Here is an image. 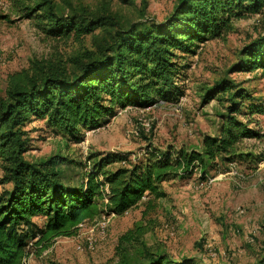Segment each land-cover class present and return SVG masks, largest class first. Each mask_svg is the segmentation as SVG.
<instances>
[{
	"label": "trees",
	"instance_id": "obj_1",
	"mask_svg": "<svg viewBox=\"0 0 264 264\" xmlns=\"http://www.w3.org/2000/svg\"><path fill=\"white\" fill-rule=\"evenodd\" d=\"M10 9L17 18L31 20L44 39L90 37L92 48L68 60L35 57L7 76L0 94V264H25L57 238L77 235L81 222L102 213L120 215L164 197L166 180L189 176L197 168L205 178L219 165L253 156L241 150L245 138L257 136L246 115L264 113V107L246 105L250 93L227 79L214 82L203 96L207 102L222 93L229 104L219 133L204 135L201 149L168 146L159 154L151 151L145 161L92 155L91 169L78 183L63 176L60 166L69 163L66 157H25L32 142L25 126L32 118L45 120L53 132L79 142L84 130L102 126L116 108L174 100L183 94L179 78L189 65L181 58L197 55L208 39L224 38L235 20L260 14L264 24V0H178L162 21L146 18L144 11L138 19H125L107 0L94 7L73 0H10ZM262 27L242 48L238 69L264 74ZM134 234H122L119 243L134 240ZM258 263L264 264V257ZM119 264L196 263L147 253Z\"/></svg>",
	"mask_w": 264,
	"mask_h": 264
},
{
	"label": "rangeland",
	"instance_id": "obj_2",
	"mask_svg": "<svg viewBox=\"0 0 264 264\" xmlns=\"http://www.w3.org/2000/svg\"><path fill=\"white\" fill-rule=\"evenodd\" d=\"M73 1L94 7L101 0ZM107 1L125 19H138L144 11L146 18L162 21L178 0ZM263 25L260 14L235 20L224 38L208 39L197 55L181 58L182 64H189L179 78L182 95L146 107L116 108L115 115L102 126L84 130L79 142L53 132L45 120L32 118L25 126L32 141L25 157L32 161L66 157L69 163L60 166L63 176L78 183L90 171L92 155L145 161L151 151L159 154L168 146L174 151L201 149L204 135L219 133L229 104L222 93L204 101L206 89L214 82L227 79L250 93L252 100H245L246 105L264 107L262 70L237 68L242 48L263 31ZM91 48L90 37L78 42L44 39L31 20L17 18L7 0H0V53L4 56L0 94L5 93L8 74L27 67L31 59L68 60ZM246 118L257 133L241 145L244 153H252L251 158L239 157L219 165L205 178L197 168L189 176L166 180L162 183L164 197L120 215H108L106 234L95 236L93 249L86 245L89 230L82 229L75 236L57 238L41 255L27 258L28 264H119L121 260H140L147 253H165L174 260L194 259L196 264H259L264 257V113H248ZM120 164L124 162H115ZM208 178L212 179L209 185L197 186ZM94 224L92 220L88 226ZM137 227L142 228L141 235L136 233ZM131 230L136 238L120 244V236ZM79 245L82 250L77 249Z\"/></svg>",
	"mask_w": 264,
	"mask_h": 264
},
{
	"label": "built area",
	"instance_id": "obj_3",
	"mask_svg": "<svg viewBox=\"0 0 264 264\" xmlns=\"http://www.w3.org/2000/svg\"><path fill=\"white\" fill-rule=\"evenodd\" d=\"M4 61V56L0 53V63H2ZM136 135H138V132H135ZM212 182V179H206L205 181H200L198 182L197 186L198 187H202V186H206L209 185ZM240 212H243L242 210ZM113 214V213H112ZM108 215L111 214H106V213H102L101 215H99L98 217L91 219V220H86L84 222H81L78 225L79 231H81L82 229H88L89 230V237L87 240V248L88 249H93L94 248V243H95V236H100V237H104L106 234V229H107V222H108ZM95 221V224L92 226H88L89 221ZM78 231V233H79ZM97 232V234L95 235L94 233ZM77 249L82 250L83 246L79 245L77 247ZM25 264H28V260L26 259Z\"/></svg>",
	"mask_w": 264,
	"mask_h": 264
},
{
	"label": "crops",
	"instance_id": "obj_4",
	"mask_svg": "<svg viewBox=\"0 0 264 264\" xmlns=\"http://www.w3.org/2000/svg\"><path fill=\"white\" fill-rule=\"evenodd\" d=\"M8 4H10V0H7ZM28 259H30V257H28Z\"/></svg>",
	"mask_w": 264,
	"mask_h": 264
}]
</instances>
